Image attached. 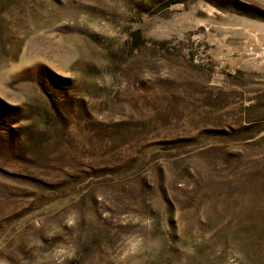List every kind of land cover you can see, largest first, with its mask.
Instances as JSON below:
<instances>
[{
  "label": "rangeland",
  "instance_id": "obj_1",
  "mask_svg": "<svg viewBox=\"0 0 264 264\" xmlns=\"http://www.w3.org/2000/svg\"><path fill=\"white\" fill-rule=\"evenodd\" d=\"M182 1L0 0V264H264V0Z\"/></svg>",
  "mask_w": 264,
  "mask_h": 264
},
{
  "label": "trees",
  "instance_id": "obj_2",
  "mask_svg": "<svg viewBox=\"0 0 264 264\" xmlns=\"http://www.w3.org/2000/svg\"><path fill=\"white\" fill-rule=\"evenodd\" d=\"M179 1L184 2V1H182V0H179ZM132 36H133V40L138 41V38L140 37V32H139V30L133 32Z\"/></svg>",
  "mask_w": 264,
  "mask_h": 264
}]
</instances>
